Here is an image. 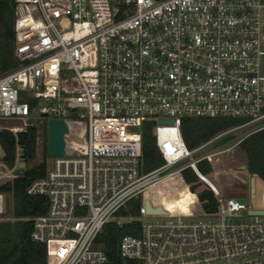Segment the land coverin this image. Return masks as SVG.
Instances as JSON below:
<instances>
[{
	"label": "built area",
	"instance_id": "obj_1",
	"mask_svg": "<svg viewBox=\"0 0 264 264\" xmlns=\"http://www.w3.org/2000/svg\"><path fill=\"white\" fill-rule=\"evenodd\" d=\"M13 13L18 66L0 76V119L82 128L27 189L49 202L31 233L47 264H106L94 247L103 226L129 200L189 168L216 211L199 208L195 218L148 200L166 215L144 220L142 205L140 235L122 238L121 256L141 264H264V221L243 220L252 209L221 197L197 171L209 156L173 170L194 153L180 136L183 118L246 121L201 147L264 120V0H14ZM145 123H153L164 162L148 174L140 172ZM27 126L36 128L0 130L15 135ZM4 206L0 195V220Z\"/></svg>",
	"mask_w": 264,
	"mask_h": 264
},
{
	"label": "trees",
	"instance_id": "obj_2",
	"mask_svg": "<svg viewBox=\"0 0 264 264\" xmlns=\"http://www.w3.org/2000/svg\"><path fill=\"white\" fill-rule=\"evenodd\" d=\"M14 0L0 1V76L12 71L18 66L14 49ZM33 102L32 105H35ZM46 119H44V134L47 139ZM246 121L240 118H193L186 117L180 122V136L190 152L197 150L212 138L230 129L243 125ZM153 123H145L141 127V173L148 174L163 165L153 136ZM262 133V134H261ZM252 135L242 142L244 151L250 157L254 153H264V132ZM37 128L27 126L15 135L6 130H0V146L3 156L0 163L3 169L13 170L17 160L27 167L23 175L0 182V195L4 197V212L8 207L9 218L0 220V264H47L45 247L31 239L33 220L43 217L48 210V199L45 196H30L28 187L43 178L47 172L46 160L38 165L30 166L36 158ZM19 150L22 154L19 155ZM46 157L50 154L45 145ZM197 171L207 176L212 167L206 160L196 163ZM264 179V171H250ZM185 183L190 184L198 180L189 168L182 172ZM180 184V179L174 176L163 182L159 187L147 190L146 197H151L155 204L177 215H190L196 197L193 192L183 186L171 191L168 184ZM154 191V192H153ZM146 198V199H147ZM8 200V201H7ZM148 200V199H147ZM198 201L205 214L216 211V201L209 191L198 194ZM142 206L141 196L129 200L114 215L113 220L106 223L95 239L94 247L104 253L106 264H141L121 256L119 245L123 237L140 235L139 210ZM6 213V212H5ZM117 219L130 221L117 223Z\"/></svg>",
	"mask_w": 264,
	"mask_h": 264
},
{
	"label": "rangeland",
	"instance_id": "obj_3",
	"mask_svg": "<svg viewBox=\"0 0 264 264\" xmlns=\"http://www.w3.org/2000/svg\"><path fill=\"white\" fill-rule=\"evenodd\" d=\"M44 119H41L40 117L30 118L26 120H15V119H0V128H14V127H25L26 125L33 124L36 126L38 134L37 139V151H36V158L32 162L30 166L38 165L43 160H46L47 168L51 167V164L53 162L54 157L50 155V157H46L45 153V145H47V139H45L44 132V125H43ZM47 123V122H46ZM47 125V124H46ZM261 125H264V120L258 122L257 124L246 126L239 128L237 130H234L232 132L226 133L225 135L221 136L220 138L216 139L212 143L208 144L205 148L201 149L200 151L195 152L194 154H191L184 162H181L176 167L173 168V170L183 166L184 164L192 162V160H197L202 157H205L207 153L214 152L216 150L225 149L231 145H233L238 139H240L243 135L246 133L260 127ZM82 128L78 126H73L71 128V132L65 137L68 144H71L73 142L79 141L80 130ZM47 132V128H46ZM242 147L239 146L238 148L233 149L232 151L225 153V156H232L234 158L241 157V149ZM49 152V151H48ZM50 154V153H49ZM20 159L17 160V163H20ZM16 163V165H17ZM16 166L14 167V169ZM27 167L25 166V169ZM13 169V170H14ZM8 169H3L0 167V176L8 175V171H13ZM257 177L261 179L259 175L256 174ZM180 179V184L171 185V183L168 184V188L173 191V189H179L180 187H187L188 190L192 191L193 194L196 196V203L194 204L192 211L195 214V218H199L201 216V212L199 208H201V205L198 201V194L202 191H207L205 186L197 180L196 182L187 184L185 183L182 173L179 176H177ZM13 178L12 172L9 173V180ZM214 180V181H213ZM210 179L213 184L217 186L219 189L221 197L224 198H233L239 202L244 203L247 207H250L252 210H256L258 208H264V186H258L257 180L253 177V175H249L245 173V171H232L231 174L227 175H220L217 179ZM264 180V179H262ZM2 182V180H0ZM159 187V186H158ZM190 191V192H191ZM154 192V191H153ZM146 193L141 197L142 201L146 199ZM149 201H151L153 204V199L151 197L147 198ZM8 201V200H7ZM8 207H6V210L4 213V217L9 218V212ZM191 211V213H192ZM159 217L155 216H146L144 220H157ZM254 217H247L243 216V220H254ZM257 220L264 221V217H257ZM116 221H120V224L126 221H130V219H117Z\"/></svg>",
	"mask_w": 264,
	"mask_h": 264
},
{
	"label": "crops",
	"instance_id": "obj_4",
	"mask_svg": "<svg viewBox=\"0 0 264 264\" xmlns=\"http://www.w3.org/2000/svg\"><path fill=\"white\" fill-rule=\"evenodd\" d=\"M256 130H258V128L246 133L240 139H238V141H236L233 145L225 149H220V150H216L214 152L205 154L206 156H209L205 160L208 161L212 167L211 172L205 177L210 181V179L212 180L217 179L220 175H227V174L232 175V171H245V173L249 175L250 174L253 175V177L257 180L258 186H261V185L264 186V180H262V178L260 179L259 177H257L256 174L250 172V171H264V153L257 152V153L252 154L254 157L253 159L252 157L247 155V153L244 151L242 147V142L245 139H247L248 137L252 135H256L261 132H264V129H261L259 131H256ZM261 137H264V135H262ZM239 146L242 147L241 148L242 150H240L241 157L234 158L232 156H225V153H228L232 151L233 149L238 148ZM205 147H200L193 152L195 153L197 151H200L201 149ZM192 161H195V160H192ZM11 172L9 171V173ZM211 183L213 184V182ZM213 185L217 188L215 184ZM256 210H264V208L261 207Z\"/></svg>",
	"mask_w": 264,
	"mask_h": 264
},
{
	"label": "water",
	"instance_id": "obj_5",
	"mask_svg": "<svg viewBox=\"0 0 264 264\" xmlns=\"http://www.w3.org/2000/svg\"><path fill=\"white\" fill-rule=\"evenodd\" d=\"M47 128V149L50 155L54 158H60L65 155V137L69 134V127L64 120L48 119ZM159 124H173V121L161 120ZM19 155L22 151L19 150ZM25 172V164L17 163L16 168L12 171L13 177L23 175ZM143 209L146 216H165L166 212L162 207L153 208L148 200H143ZM248 215L252 217H264V210H250Z\"/></svg>",
	"mask_w": 264,
	"mask_h": 264
}]
</instances>
